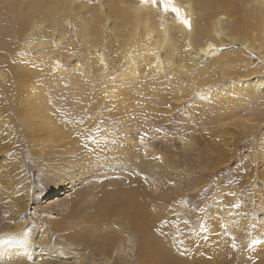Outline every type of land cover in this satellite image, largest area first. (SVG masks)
I'll return each instance as SVG.
<instances>
[{"label": "rangeland", "instance_id": "obj_1", "mask_svg": "<svg viewBox=\"0 0 264 264\" xmlns=\"http://www.w3.org/2000/svg\"><path fill=\"white\" fill-rule=\"evenodd\" d=\"M191 1L197 4L199 0L189 2ZM139 2L144 0H0V235L6 231L20 234L22 237L19 236V240L15 242L22 245L31 240L33 243L39 233L38 239L44 241L45 247L48 246V241L51 242L52 248V255L44 257L38 254L42 259L41 264H75L74 258L69 261L63 259V255L73 254L64 249L72 248L73 252L81 251L79 255L84 256V259L89 257L81 261L84 264H148L144 260L136 262L137 245L141 243L136 241L134 234L131 235V228H127L128 231L125 228L124 231L132 236L135 245L128 244L124 250L126 252L122 253L121 250V245L128 243L125 241V232L120 235L123 236L120 240L106 239V232L116 235L119 234L116 230L123 227L122 225L125 226L126 222L131 224L128 216L121 217L119 205L116 212L108 209L102 216H92L94 209L82 208L84 202L81 195L87 185L108 180L111 182H105V188L102 189L106 190L107 187L108 190H113L117 187L114 193L118 198L134 186L143 190L141 196L144 199L145 212L150 217L153 214L156 216L154 224L149 225V232L156 236L164 233L167 237H163L168 239L166 254H170L159 256V260L154 259L156 264H264V257L255 256L254 253L256 243L261 239L251 240L256 238L257 234L259 236L264 233V94L257 98H246L238 95L239 92L234 88L242 78L264 74V19L248 15L250 4L248 5L247 0H235V5L241 7L238 11L242 17L241 29L232 37L222 32L219 35L221 40L218 51L224 50L231 54L228 59L232 65L237 66L233 70L235 73L225 77L226 70L211 67L204 69L201 77L196 79L187 73L174 75L172 68L168 69L170 77L179 76L183 82L173 88L166 84L162 88L166 91L164 99H159L157 92L151 91L133 97V106L137 107L143 102L146 105L143 104V108L140 106L139 113H133L129 108V112L122 115L124 120L119 122L110 115L105 116L115 113L116 110L110 105L106 111L104 99L87 117L71 118L72 122L68 123V126L75 124L82 127L83 131L91 128L90 131L84 132L83 135L88 134L83 141L81 136H78L79 142H89L90 146V153L84 154L81 153L84 149L79 150L76 147L80 152L78 155L82 158L90 157L92 142L100 143L99 138L103 133L109 141H114L115 143L111 144L117 148H113L115 151H110L108 148L112 147L107 146L111 154L106 155L111 157L109 167H103L106 162L99 161L101 163L97 166L102 164L99 166L102 167L101 172L98 170V173L94 174L82 167L85 174L89 173L81 177V181H86L87 184L76 179L77 184L72 187L68 182L58 189L59 192H65L59 196L58 191H53L55 188L52 184L48 187L42 183L44 173L52 180L58 176L54 185L60 184L59 175L57 172L54 175L52 169L59 170L61 164L69 165L64 161L63 152L55 153L54 149L47 146H35V143H40L39 136L43 131L37 132L30 122L37 124L41 119L46 120V112L35 113L31 117L27 105L39 101L36 96L42 91L48 92L58 103L66 100L61 91L69 82L57 73L80 71L85 75L92 69L101 74L103 70L98 58L93 57V46H103L101 52L112 65L107 76L121 75L127 66L123 53L127 52L126 44L130 42L123 39L130 33L129 16H110L107 14L108 7L114 4L126 10L139 8L140 12L151 14L153 20L150 21L156 31L164 28L166 19L171 20L168 11L163 7L157 10L144 9L140 5L137 6ZM151 2L152 0H147L146 3ZM80 3L87 6L84 8ZM74 11H80L81 15L75 16ZM195 12L199 13V10ZM217 14L215 21L219 23L222 22L219 18L222 14L228 15L221 11ZM235 15L237 16V13L231 15V18ZM146 17L149 18L150 15ZM91 21L94 24L89 27L88 22ZM228 25L229 22L227 27ZM111 28L117 33H112ZM80 29L90 31L87 38L79 34ZM132 39L133 33L128 40ZM87 40H90L88 44ZM111 42H114L113 45H110ZM237 54L242 57L237 58ZM47 55L51 56L50 61L47 60ZM118 59L119 61H116ZM172 59L175 61L174 57ZM17 66L27 73L39 67L42 76L35 82L25 83L24 87H21L14 74ZM64 66H70L67 67L68 71ZM46 67L48 69H44ZM154 75L153 72L149 73L145 81L128 77L127 86H141L148 80L154 83V80H157ZM195 75L196 72L194 77ZM111 84L115 82L109 81L108 85ZM240 87L247 88L242 85ZM232 107H236L235 111L229 112ZM52 108L58 116H63L61 122H64L66 115L58 108ZM101 112L104 119L102 116L96 118ZM133 120L137 123H133ZM128 128L135 134H130ZM117 136L126 139L121 141ZM129 139L138 142L136 150L140 155V160L136 159L132 165L114 160L118 156L121 157L123 152L116 143L132 145ZM42 151L43 159L51 166L49 170H45L48 164L34 163L32 160L36 156V159H41ZM18 156L21 157V163ZM137 164H141V172L134 168ZM137 182L140 183L136 184ZM28 184L31 185L30 195L34 198V202L29 206L26 200L29 198ZM96 186H93V189L88 188V192H85L87 197L93 193L95 199L97 198L101 192L97 194L100 188ZM218 192L221 196L215 199ZM38 194L41 197H38ZM50 198L56 200L53 204H57V210L46 209ZM57 198H60V201H57ZM47 213H50V216H58L57 219L61 220L59 234L53 230L50 234L48 231L46 234L41 231L42 223L46 227L51 226L48 224L50 220ZM163 214L168 217L164 218ZM65 215H73L74 218L72 216L70 220L75 222H64ZM35 217H40V221L33 222ZM61 217L63 218L59 219ZM87 220L94 222L84 223L86 227L79 230L90 237L82 248L81 245L79 247L66 239L68 231H64L61 224L68 223L72 230L77 231L79 225L76 222ZM17 221H21L20 224ZM117 221L119 224H116ZM206 224L215 226L213 231L206 232ZM140 250L145 252V249ZM186 251H189V257L185 256ZM7 257L15 261L10 250L5 255L0 254V261L10 264L6 261ZM81 258L77 260L80 261ZM16 263L21 264L18 261Z\"/></svg>", "mask_w": 264, "mask_h": 264}, {"label": "bare ground", "instance_id": "obj_2", "mask_svg": "<svg viewBox=\"0 0 264 264\" xmlns=\"http://www.w3.org/2000/svg\"><path fill=\"white\" fill-rule=\"evenodd\" d=\"M189 1L190 0H167L166 4H162L161 0H156V3L151 2V4L146 3V2H139L137 6L140 5V7L144 9L157 10L158 8L163 7L164 9L168 11L167 13L170 15L171 20L166 19L164 23L165 24L164 28L163 29L159 28L158 31L154 29L153 23L150 21V20H153V17H151V14H148L147 12H143V11L140 12L139 8H131V9L126 10L124 8H120V6L118 5L111 4L108 7L109 11L107 12V14H109L110 16H112L113 14H127L129 16L128 27L130 28V33L129 35H127V38L123 39L124 41L130 42L126 44L127 52L123 53L125 56L126 64H127L126 69H124V72L121 75L108 77L107 75L112 65L108 63L107 59L104 57V53L101 52V48H103V46L101 45L93 46V49H92L93 57H97L98 63L101 64V69L103 70L101 74L98 73V71H94L90 69L89 71H87V74L82 75L80 71L70 72L68 71V68L70 66H67L68 68L64 66L66 67L65 70L68 72L65 73L64 71H62L60 73H57V75H61L65 77L69 82V85H66V87H62V91H61V93H63V96H66V100H61L59 97L58 100L60 99L61 102L58 103L57 101L54 100L52 96H50L48 92L42 91L36 96L39 99V101L27 105V109L30 110L29 115L31 117H33L35 113L39 114L41 112H46V120L41 119L37 124L30 122L32 127L36 128L37 132L43 131L42 132L43 134L39 136L41 138V141L38 140L40 141V143H35V146H38V147L47 146L48 148L54 149L55 153L63 152L62 156H64V161H66L67 164L69 165L67 166L65 164H61L59 170L52 169V171L54 172V175H56V172H57V175H59L60 184L54 185L55 182L58 181V176L55 177V180L54 179L52 180L48 178L47 176L48 174L43 173L44 182L42 183L44 185L46 184L49 187L52 184L55 188V190L53 189V191H58L60 187H64L66 184H68V182L72 184L71 186L73 187L75 186L76 179L78 181H81V177L89 174L90 172L92 174L101 172L100 169L102 167H99V166H102V164H99V166H97L98 163H101L99 161L106 162V165L103 166L105 168L109 167L108 166L109 163L111 164V160L109 159L111 157L106 156V155L110 154L109 152L111 151V149L112 151H115L117 148L112 147L113 144H111V142L113 143L114 141H109L108 137L103 136L104 133L99 138L100 143H95V141L91 139V141H94V142H92V151H91L92 153L90 154V157L82 158L78 155V153L80 154V152L76 150V147L79 150L84 149L85 151L81 152L83 154L85 152L90 153L89 152L90 151L89 142H87L88 144L85 142L82 143L81 141L79 142L78 136L80 135L82 138L81 140L83 141V138H86L85 136H87L88 134L87 133L83 135L84 132H87L86 130L90 131L91 128L87 127L88 129L83 131L82 127H77L75 124L68 126V123L72 122V120H70L71 118L82 119V118H85V116L87 117L88 113L92 109L93 111H95L99 103H102L104 99L106 101L104 103V105H106L107 107L106 111L110 105L116 110L115 113L106 114L105 116L110 115L111 117L117 119L118 122L124 120L122 115H124V113H128L129 108L133 113H139V110H141L140 106H142L143 108L144 105H146V103L143 102L144 105L140 104L139 106L135 107L133 106L134 104L132 103L133 97H136L137 95H140V94H147L148 92L151 91V92H157L159 99H164L166 91L162 90V88L166 84H168L171 88H173L177 86V84H181L183 82L180 80L181 78L179 76H175L174 78H172L168 75L167 70L171 68L173 71L172 73H174V75H176L175 73H187L190 75V77L196 78V79L201 77V73L204 71V69L211 68V67L226 70L224 74L225 77H228L230 74L235 73L233 72V70L234 68H237V66L232 65L230 60L228 59V56H230L231 54L229 52H225L224 50L218 51V48H219L218 45H219V41L221 40V38L219 37L220 32L224 34L227 33L232 37L234 36L236 31L241 29L242 17L238 14V11L241 9V7L235 5V0H199L197 4H193L192 1L191 2ZM247 3L248 5L250 4L247 10L249 16H253V17L256 16L259 19H264V0H247ZM191 4H192V7H190ZM80 5L83 6L84 8L85 6H87V4L85 3H80ZM173 8L177 9V11H172ZM195 10L196 11L199 10V13L195 12ZM220 11L221 13L228 14L227 16L225 14H222L219 17L221 18V21H222L221 23L215 21L217 18L216 15H218L217 13ZM234 13H237V16L235 15L234 18H231V15H233ZM74 15L80 16L81 15L80 11H76V12L74 11ZM147 15H150V17L147 18L146 17ZM230 19L232 20L230 21ZM228 22H229V25L227 27ZM91 24H94L93 21L88 22L89 27H91ZM111 29H112V33L114 34L117 33L116 30H114V28H111ZM89 32H90L89 30H85V29L79 30V34L83 38H87ZM132 33H133V39L130 41L128 39L132 36ZM89 41L90 40H87L86 44H88ZM113 43L114 42H111L110 45H113ZM106 46H108V44ZM110 49L114 50V48H111V47ZM236 56L237 58H239V56L242 57L241 55L238 56V54ZM173 57L175 58V61L172 59ZM50 59H51V56L47 55V60L50 61ZM202 60L204 61V63ZM116 61H119V59ZM144 67H146L145 70H144ZM38 68L39 67H36L35 69L37 70H32L27 73L24 70H22L19 66H17L14 70V74L16 76L15 79L18 80V84L21 87H24L25 83L31 84L35 82L37 79H39L42 76V72L38 70ZM44 69H48V68L46 67ZM151 72L155 74L154 76L157 79V80H154V83L148 80L146 81V83L144 82L145 84L141 86H136L135 84L127 86L129 82H127L126 78L135 77V78L143 79L145 81L146 78L148 77V74ZM195 72H196V75L194 77ZM176 78L177 80L175 81ZM109 81H114L115 84L108 85ZM100 82L101 84H99ZM200 82H204V81H200ZM237 83L238 84L235 85L234 88L236 91L239 92L238 95L245 96L246 98H250L252 96L254 98H257L264 94V91H262V89H264V74L263 75L254 74L252 76H248V78H242ZM241 85L242 87L246 86L247 88L246 89L241 88L240 87ZM53 106L61 110L62 113L66 115V120L64 122H61L63 120V116H58L56 112L54 111V108H52ZM234 108L236 107H232V109H230L229 112L235 111ZM144 109H147V108H144ZM105 113H108V112H105ZM101 116L104 119L102 112L99 113L96 118L101 117ZM133 121H134L133 123L135 124L137 123L136 122L137 119L136 121L135 120ZM127 130L131 132L130 134L132 135L135 134L129 128ZM77 133H80V134H77ZM34 134L36 135V133ZM105 135H109V134H105ZM30 137L31 139L33 138L32 134L30 135ZM121 137L117 136L116 138H118L121 141L126 139V138H121ZM133 139L132 140L129 139L130 140L129 142H132V145L131 143L130 144L128 143L126 145H124V143L122 144L116 143L120 151L122 150L123 152L121 153L120 151L117 150L118 153L120 152L122 156L121 157L118 156L114 160L118 159V161L117 160L116 161L119 163L120 162H122L123 164L129 163L132 165L134 162H136L135 161L136 159L140 158L139 151L136 150V147H138V142L133 141ZM47 143H50V144L47 145ZM85 145H87L88 147H86ZM107 146H110L112 148H108ZM107 148L110 149V151ZM113 148H115V150ZM40 154H42L41 159L39 158L36 159L37 156L33 159L30 156V159H32L34 163L42 162L41 164H45V163L48 164V162H45V160L43 159L44 158L43 151ZM92 155L94 156L92 157ZM112 157L114 158L115 156L112 155ZM106 159H109L107 161H110V162H107ZM19 160H21V157L18 156V161ZM19 162L21 163V161ZM139 166H141V164H139L137 167L134 166L137 172H139V170L140 172L142 171V168H139ZM82 167H86L89 173L85 174ZM96 167H99V168H96ZM123 167L124 166H122V168ZM50 168L51 166L48 164L45 170L47 169L49 170ZM129 174L131 175V173ZM114 175L118 176L116 174ZM114 177H110V179ZM120 177L123 178L122 175ZM137 177L138 176H136V178ZM107 181H104V183ZM81 182L83 183L84 181H81ZM140 182H137L136 184ZM104 183L101 182L99 184L98 183L94 185L91 184L92 186L87 185V187L84 189V192H82V195H81V198H82L81 200L82 202H84L82 203L83 210L84 209L87 210L88 208H91V209H94L92 216H102L104 212H106L108 209L112 210L113 212H116L117 207L119 205L121 207L120 208L121 217L123 215L128 216L131 222V224L126 222L127 224L125 226L122 225L123 227H121L119 230H116V232H118L119 234L112 235L110 232H106V239L110 241L120 240L119 238L123 237L120 235H123L122 233L125 232L124 229L126 228L127 230V228H131L133 231L131 235L133 236L134 234V238L136 239V241L138 243H141L140 245L139 244L137 245V249H138L137 255L138 256H137L136 262L139 263L141 260H144L146 263L149 264L150 262L155 261L154 259H158L159 256L164 257L165 255L170 254V252L166 254V252L168 251V248L166 245L167 238L165 239L164 237H167V236H165L164 233L163 234L161 233L162 236L161 235L156 236L149 232V228H150L149 225L150 223L154 224L156 220L154 218L156 216L153 214L150 217V215H148L145 212V206L143 205L144 199L141 196L143 195V192H142L143 190H139L136 186H134L129 191H127L126 194L122 192L123 193L122 196L121 197L119 196L118 198L115 195L116 193H114L117 187L114 188L113 190H108L106 187V190L105 189L103 190L102 187L105 188ZM83 184H87V182L85 181ZM141 185L142 184H140V187ZM93 186L94 188L95 186L98 189L100 188L97 194L101 192L97 196L96 199H95L96 196L93 193L91 194V196H93L92 198L91 196L87 197L85 194V192H88L89 190L88 188L92 187L91 189H93ZM27 190H28L29 198L26 200L28 201L27 204L29 206L30 203H32V201L34 202V198L31 197L30 195L31 185L28 186ZM96 192L97 191H95V194ZM64 193L60 191L57 196L62 195ZM44 194H47V193H44ZM39 195L40 194H38V197ZM220 196L221 195L218 192L215 199L219 198ZM54 198L48 199L50 201H48L46 205V209L57 210V208L55 207L57 206V204H53L56 202ZM58 199L60 198H57V201H60ZM92 199L94 200L92 201ZM47 206L49 208H47ZM49 214H48L49 216L48 220H50V222L48 224H50L51 226L49 228L48 225L46 227L42 223L41 231L44 232L45 234L48 231L50 234V232H52L53 230L57 234H59L60 230L58 228H59V222L61 220L57 219L58 216H50ZM51 215H53V213ZM72 216L65 215L64 218L61 217L59 219L63 218L64 222L74 223L75 221L72 222L70 220ZM164 216H165L164 218H166L167 215H164ZM39 219L41 218L39 217ZM39 219L35 217L32 220L34 222V221H40ZM75 220L77 221L76 217H75ZM87 222H94V220L76 222L77 225H79L76 228L77 231L72 230L68 223H62L61 226L64 228V231H68V235L66 234L67 235L66 239L68 241H71L79 245V247L80 245L82 247V245H84L86 241L90 240V237L88 236V234L81 233L79 231L86 227L84 226V223H87ZM116 224H119V221H117ZM214 227L215 226L211 224H206L205 225V229L207 230L206 232L213 231ZM125 233H124L125 234L124 237H126L125 241H128V243L124 244L123 242L124 240L122 241L123 242L122 244H124L123 246L121 245L122 253L126 252L124 250L127 249L128 244L129 246H131V243L134 244L132 236L128 235L127 232ZM157 233H158V230H157ZM19 236L21 235L20 234L15 235V232H12V231L3 232L0 235V254L5 255L10 250V254H13L14 256L15 261H11L8 257L6 258V261L9 262L10 264H18L16 263V261L20 262L21 264H41L42 259L40 258L41 256L38 257V254L43 255L44 257L52 255L51 254V250H52L51 242L48 241L47 242L48 246L45 247L44 241H42L41 238L38 239L39 233L33 239V243H32V240L30 239L31 242H25V243H22V245H18L19 242H15L19 240L18 239ZM257 239H261V241L256 243L257 245H256V248L254 249L255 251L254 253L256 254L255 256L264 257V233H261L259 236L257 234L256 238L253 237L251 240L254 241ZM13 242H15L14 245H18V246H14L12 244ZM171 243L169 242V244ZM55 245L57 244L55 243ZM69 245L71 246V244ZM139 248L142 250L145 249L144 250L145 252L143 253ZM72 249L71 250L64 249L69 253H73V254H69L71 255L70 257L67 254L63 255V259L65 261L66 260L69 261L70 258H74V260H76L75 264H84V262L82 263L81 261H85L89 258L87 255H85L87 256V259H84L85 258L84 256L82 257L79 255L81 251L73 252L74 250ZM12 250L14 251L12 252ZM121 250L119 252H121ZM174 251H175V248H174ZM186 253L187 255L185 256L189 257L188 255L189 251L188 252L186 251ZM80 258L81 260L78 261L77 259H80ZM164 260L166 263L168 262L166 258H164ZM0 264H3V262L0 261ZM153 264H156V261Z\"/></svg>", "mask_w": 264, "mask_h": 264}, {"label": "snow or ice", "instance_id": "obj_3", "mask_svg": "<svg viewBox=\"0 0 264 264\" xmlns=\"http://www.w3.org/2000/svg\"><path fill=\"white\" fill-rule=\"evenodd\" d=\"M144 2H147V0H144ZM153 3H156V0H152ZM162 4H166L167 0H161ZM172 11H177V9L173 8Z\"/></svg>", "mask_w": 264, "mask_h": 264}]
</instances>
